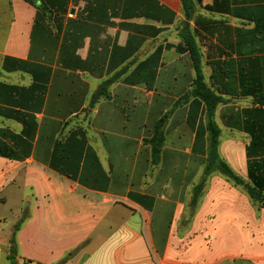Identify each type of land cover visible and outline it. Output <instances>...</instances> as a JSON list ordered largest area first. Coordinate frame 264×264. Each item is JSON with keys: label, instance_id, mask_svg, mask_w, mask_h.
Wrapping results in <instances>:
<instances>
[{"label": "crops", "instance_id": "obj_1", "mask_svg": "<svg viewBox=\"0 0 264 264\" xmlns=\"http://www.w3.org/2000/svg\"><path fill=\"white\" fill-rule=\"evenodd\" d=\"M190 2L0 0V264H264V0Z\"/></svg>", "mask_w": 264, "mask_h": 264}, {"label": "trees", "instance_id": "obj_2", "mask_svg": "<svg viewBox=\"0 0 264 264\" xmlns=\"http://www.w3.org/2000/svg\"><path fill=\"white\" fill-rule=\"evenodd\" d=\"M29 3H33L34 0H25ZM185 8V13L187 17H190L191 10L193 9V5L191 4L190 0H182ZM187 46L189 48L192 60L194 62L196 71H197V79H196V86L202 90H204L203 98L205 99L207 105H208V112L209 115H212L214 112L216 106L218 103H220V100L216 98L209 90L206 89L205 84L203 83V78L201 74V60L199 51L197 49V46L195 44V41L191 36L185 37ZM13 62H15L11 58H7L5 61V68L9 71H13L19 68L17 65H13ZM2 115L18 120L20 121V117L16 114H13L10 111L2 112ZM211 130H212V141H211V148L209 151L210 156V162L209 166L207 167V173H210L214 170L220 171L224 176L231 179L238 185H244L243 181L231 170V168L224 163L218 154V137H219V130L216 128L214 124H210ZM0 135L6 138H9L13 141V143L18 146V135H15L7 130H1L0 129ZM252 148H248L247 155L248 157H252L253 155ZM0 156L8 157L12 159H18V156L12 152V150L7 149L5 146L0 144ZM249 175L252 178L253 185L252 186H246L247 190L250 193L251 199L253 203H262L264 206V195L262 193L264 192V160H262L261 163L259 162H251L249 163ZM203 186H199V190ZM62 264V263H61Z\"/></svg>", "mask_w": 264, "mask_h": 264}, {"label": "rangeland", "instance_id": "obj_3", "mask_svg": "<svg viewBox=\"0 0 264 264\" xmlns=\"http://www.w3.org/2000/svg\"><path fill=\"white\" fill-rule=\"evenodd\" d=\"M1 167V164H0ZM13 207L14 206H3L0 203V236L11 231L13 224Z\"/></svg>", "mask_w": 264, "mask_h": 264}, {"label": "built area", "instance_id": "obj_4", "mask_svg": "<svg viewBox=\"0 0 264 264\" xmlns=\"http://www.w3.org/2000/svg\"><path fill=\"white\" fill-rule=\"evenodd\" d=\"M0 251H1V246H0Z\"/></svg>", "mask_w": 264, "mask_h": 264}]
</instances>
